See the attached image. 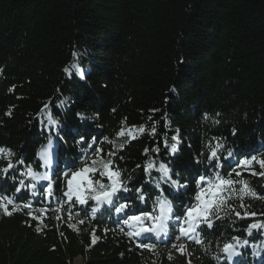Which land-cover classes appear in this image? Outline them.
<instances>
[{
  "label": "trees",
  "instance_id": "1",
  "mask_svg": "<svg viewBox=\"0 0 264 264\" xmlns=\"http://www.w3.org/2000/svg\"><path fill=\"white\" fill-rule=\"evenodd\" d=\"M132 126L145 132L119 150L127 136L116 133ZM216 140L224 145L219 168L207 161ZM49 141L46 165L37 154ZM0 148L24 161L0 173V195L20 206L0 210V264H184L174 256L175 217L195 203L197 175L231 173L264 197V176L250 174L264 171L256 162L264 160V0H0ZM95 149L129 189L114 198L129 205L125 213L158 214L157 200L169 201L167 235L130 237L112 205L68 201L70 173L91 165ZM149 160L155 167L146 174ZM25 165L49 179L17 194ZM89 176L108 183L100 171ZM227 204L198 229L203 244L184 238L196 264H230L220 249L234 237L248 243L231 264H264V228L246 231L264 222V198Z\"/></svg>",
  "mask_w": 264,
  "mask_h": 264
},
{
  "label": "snow or ice",
  "instance_id": "2",
  "mask_svg": "<svg viewBox=\"0 0 264 264\" xmlns=\"http://www.w3.org/2000/svg\"><path fill=\"white\" fill-rule=\"evenodd\" d=\"M75 55V53H74ZM73 69L76 70L77 73L81 74L83 78V73H81L80 68L73 63L71 65ZM69 69H65L67 73ZM64 101H61L63 104ZM43 111V110H42ZM10 115L11 113H6ZM83 118V117H81ZM205 119H208L205 116ZM49 125L55 126L57 123L52 119L51 115L48 117ZM218 123V121H217ZM145 132V128L143 126L140 127H122L117 133V139L120 137L127 136V139L121 143L118 147L119 150H123L124 145L129 143L131 140L136 139L138 134H143ZM152 134H155V128L152 129ZM107 140V138H105ZM173 140H177L176 136H173ZM79 142H84V138L81 137ZM51 141H49L48 146H44L40 152L37 154V159L43 161L44 164L51 163V153H50ZM167 148L168 145L165 144ZM208 153H207V161L211 165L215 162V166L217 168L221 167L219 161L221 159L219 152L224 147V145L216 140L215 144H209ZM148 149H145L144 155L148 154ZM153 151H159V149H153ZM170 151L175 153L177 151L176 144L171 146ZM97 154V159L92 161L91 165L85 164L84 167L80 168L77 171H73L71 178L67 179L66 191L64 192V196L67 197L68 201L71 202L73 198L76 202L80 204H86L89 199L96 202L99 205H112L116 214L124 213L126 219L123 220V223L128 228L132 229L129 236H140L141 234H155L157 236L167 235L170 227L169 221L172 218V207L169 201L165 199L157 200V207L159 209L158 214L154 213H143V214H127L125 213V209L129 207L126 203H121L116 206V201L114 198L117 196L118 192L121 191H129V189L125 186L124 181L120 179L121 173L118 169H112V160L109 159L105 161L103 157L100 155L103 152V149H95ZM14 154L10 149L0 148V157L7 160V166L0 168V173L7 175L10 170L15 169L18 164H24L23 160H17L16 163H13L11 157ZM115 155V152H110L109 156ZM233 156L232 151H228L227 156L224 159H230ZM255 158L251 159H243L238 162V167H250ZM259 163L260 168L264 169V160L256 161ZM199 163V161H197ZM99 164L102 170L98 169L96 165ZM155 167L153 161L149 160L144 166L145 173H150V171ZM100 171V175L102 177H107L108 183H104L101 180H92L89 176V173H94ZM159 171L162 174V177L165 179L169 178L170 170L164 165L160 164ZM20 176L23 179L18 181V185L15 186V191L17 194H20L25 189H35L36 184L41 180H48L49 177L46 174H40L36 172L31 165H25L24 169L20 171ZM251 175H259L264 176V171L262 172H252ZM67 177V172L64 173ZM242 173L239 171L235 172V176L239 177ZM26 180L33 181L35 183H25ZM173 185L178 186V182L175 180L171 181ZM195 183L197 186V191L194 194L195 203L187 206L182 214H178L175 217L176 226L179 230V236L177 239H190L195 243L203 244L204 241L200 237L198 229H200L201 225H207L208 227L212 226V217L213 214L216 215L217 218H221L219 216L220 212H222L225 207L228 206V200L232 198H237L243 201L246 197L253 198H264L257 194L249 185L247 181L237 180L232 178V174L230 173L228 176H221L219 172H214L212 176L205 175H197L195 179ZM187 187V185H184ZM136 192L141 193V189H136ZM48 195L51 196V189L49 187ZM139 200L144 202L145 197L143 194L139 195ZM11 210H9V206ZM30 203L23 204V208L31 209ZM241 207H244L243 203H241ZM20 206H18L13 197L8 195H0V210L4 212L5 215H12L14 212L18 211ZM97 209L94 208L93 211ZM60 211V209H57ZM28 215L34 219L39 220V217L33 216L32 212L29 211ZM237 217L241 216V213L236 212ZM245 215H255L254 213H246ZM59 218V217H58ZM151 221L152 223H148ZM82 223V221H81ZM256 228H264V222L260 224H250L248 229L249 234H251L252 229ZM93 243H95V236L93 234ZM247 241H241L238 238H233L231 242H226L223 244V247L220 251L224 254L225 257L231 262L233 258L240 255L238 248L246 246ZM140 247H149L150 245L140 244ZM173 247L176 248L177 252L181 255L184 254L185 245L180 244L178 247L174 244ZM169 259H171V255H169ZM188 264H191L189 261Z\"/></svg>",
  "mask_w": 264,
  "mask_h": 264
},
{
  "label": "rangeland",
  "instance_id": "3",
  "mask_svg": "<svg viewBox=\"0 0 264 264\" xmlns=\"http://www.w3.org/2000/svg\"><path fill=\"white\" fill-rule=\"evenodd\" d=\"M77 170H79V169H75L73 171H77ZM72 172L70 173L68 178H71ZM46 182H47V180H41L37 184H45ZM149 223H151V221H149ZM180 244H184L185 245L184 254L183 255L179 254L177 252L176 248H174V256H175V258L182 260L184 264H188L189 261L191 262V264H196V259H195L194 255L187 248V240L186 239H178L175 245L178 247ZM77 261H78L79 264H81V260L80 259L75 260L73 264H76Z\"/></svg>",
  "mask_w": 264,
  "mask_h": 264
},
{
  "label": "bare ground",
  "instance_id": "4",
  "mask_svg": "<svg viewBox=\"0 0 264 264\" xmlns=\"http://www.w3.org/2000/svg\"><path fill=\"white\" fill-rule=\"evenodd\" d=\"M76 264H79L78 261L76 262Z\"/></svg>",
  "mask_w": 264,
  "mask_h": 264
}]
</instances>
